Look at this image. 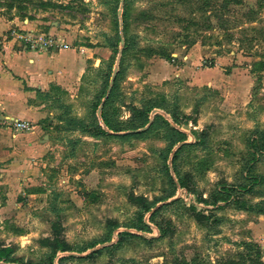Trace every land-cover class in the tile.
I'll list each match as a JSON object with an SVG mask.
<instances>
[{
    "label": "rangeland",
    "instance_id": "374dc122",
    "mask_svg": "<svg viewBox=\"0 0 264 264\" xmlns=\"http://www.w3.org/2000/svg\"><path fill=\"white\" fill-rule=\"evenodd\" d=\"M14 20L85 63L0 153V264H264V0H0Z\"/></svg>",
    "mask_w": 264,
    "mask_h": 264
},
{
    "label": "crops",
    "instance_id": "0c3cea01",
    "mask_svg": "<svg viewBox=\"0 0 264 264\" xmlns=\"http://www.w3.org/2000/svg\"><path fill=\"white\" fill-rule=\"evenodd\" d=\"M14 23L15 20L0 25V153L7 146L13 147L12 154L16 155L18 151L22 153L24 144L30 146L28 150H31L30 144L36 141L35 135L40 133V125L46 119L41 97L49 91L53 99L56 94L68 95L84 72L85 61L81 53L75 50L29 51L19 47L18 43L3 34L5 27ZM15 25L27 32L37 30L35 23L28 20ZM41 33L57 37L62 35L54 23ZM6 118L33 124L32 130L35 132L12 136V130L1 123ZM23 137H26V142H23ZM7 153L11 154L10 151Z\"/></svg>",
    "mask_w": 264,
    "mask_h": 264
},
{
    "label": "built area",
    "instance_id": "2783aa9c",
    "mask_svg": "<svg viewBox=\"0 0 264 264\" xmlns=\"http://www.w3.org/2000/svg\"><path fill=\"white\" fill-rule=\"evenodd\" d=\"M12 37L20 47L29 51H59L67 48L61 39L44 34L34 36L32 33L19 31L13 32ZM1 123L16 132L30 130V124L26 121L6 118Z\"/></svg>",
    "mask_w": 264,
    "mask_h": 264
},
{
    "label": "trees",
    "instance_id": "16d2710c",
    "mask_svg": "<svg viewBox=\"0 0 264 264\" xmlns=\"http://www.w3.org/2000/svg\"><path fill=\"white\" fill-rule=\"evenodd\" d=\"M143 117H144V122L145 124L148 122V111L143 113ZM104 122L106 123V125L108 127H111L107 120L105 119V117L103 118ZM100 134H105L104 131H101ZM106 135V134H105ZM181 139L180 141L185 140V136L180 134ZM54 242L55 245L53 246V250L54 253L56 254L57 252H66L67 248L65 245H63L61 242H59V240L57 238H54ZM242 247L244 248V250H248L249 251V256H254V258L249 259L250 264H262L261 262V253H260V249L256 244H249V243H244L242 245ZM252 252V253H251ZM13 253V250L11 248H0V262H6L8 260V257ZM251 256V257H252ZM59 264H63L62 260H59ZM230 264H238V263H233L231 262ZM240 264V263H239Z\"/></svg>",
    "mask_w": 264,
    "mask_h": 264
},
{
    "label": "water",
    "instance_id": "95a60500",
    "mask_svg": "<svg viewBox=\"0 0 264 264\" xmlns=\"http://www.w3.org/2000/svg\"><path fill=\"white\" fill-rule=\"evenodd\" d=\"M123 42L121 41V44H122ZM156 112V111H155ZM145 223H147V222H145Z\"/></svg>",
    "mask_w": 264,
    "mask_h": 264
}]
</instances>
